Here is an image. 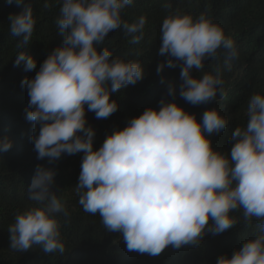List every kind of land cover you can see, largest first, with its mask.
<instances>
[{
  "label": "clouds",
  "instance_id": "clouds-1",
  "mask_svg": "<svg viewBox=\"0 0 264 264\" xmlns=\"http://www.w3.org/2000/svg\"><path fill=\"white\" fill-rule=\"evenodd\" d=\"M15 3L22 10L9 17V32L20 38L18 48H27L36 17L30 3ZM60 3L55 23L64 41L33 78L22 81L30 97L26 119L40 125L38 135L31 138L38 158L53 161L65 153H84L76 186L79 204L90 214L98 213L108 232H120L130 251L156 256L169 246H198L208 231L220 234L255 221L254 235L231 256L221 255L217 264H264V93L250 97L246 122L231 134L230 152L217 149L212 141V135L229 123L220 108H210L198 119L166 97L160 107H148L96 149L86 109L97 118L109 117L119 107L112 94L145 77L140 61L112 58L114 50L103 45L111 31L121 28L130 43H138L147 16L124 19L132 0ZM160 32L158 54H167L168 59L157 72L180 64L183 99L196 105L215 98L223 83L219 69L200 76L192 70L201 73L205 59H216L220 49L225 64H230L239 56L234 40L203 13L171 12ZM21 62L26 71L37 66L25 50L16 55V65ZM175 93L176 84L170 82L167 94ZM12 143L0 138V152ZM55 175V169L37 166L27 189L32 204L8 226L11 249L25 252L40 246L48 254L66 251L58 217H66L68 211L66 201L53 191ZM240 210L242 216L234 215Z\"/></svg>",
  "mask_w": 264,
  "mask_h": 264
},
{
  "label": "trees",
  "instance_id": "trees-1",
  "mask_svg": "<svg viewBox=\"0 0 264 264\" xmlns=\"http://www.w3.org/2000/svg\"><path fill=\"white\" fill-rule=\"evenodd\" d=\"M24 3L32 5L37 23L31 43L27 48H18L20 38L11 36L8 25L9 17L19 13L22 6H17L15 0L11 3L0 0V138L7 137L13 142L9 150L0 152V264H217L221 255L231 256L254 235L255 221L247 227L240 223L220 234L208 231L198 246L179 249L169 246L156 256L130 251L120 232H108L98 213L90 214L79 204L76 186L84 153H65L53 161L38 158L31 138L38 135L40 125L26 119L30 97L22 81L36 75L47 56L62 45L64 35L55 23L60 0H24ZM46 3L49 7H44ZM166 4L170 7H165ZM175 11L209 16L224 28L238 49V58L230 64H225L224 50L220 49L216 59H205L201 73L193 68L194 76L216 69L221 73L220 92L206 103L193 105L179 95L182 65L165 66L157 72L158 65L168 59L167 54H158L162 22ZM142 14L147 16V23L138 43H130L131 37L121 28L111 31L103 45L114 50L112 58L140 61L145 67V77L112 94L119 107L109 117L97 118L95 112L86 109L87 124L95 130L94 148L98 149L108 135L126 127L148 107H160L161 99L166 97L195 113L198 119L208 109L220 108L229 117V123L222 132L212 135V141L217 149L230 152L234 143L231 134L246 122L250 97L256 92L264 93V0H132L124 10V19L131 21ZM21 50L37 60L35 69L26 71L23 62L16 65V55ZM170 82L176 84V93L171 96L167 94ZM37 166L55 169L53 191L66 201L68 215L58 217L66 245L63 254L45 253L40 246L25 252L10 248L8 226L18 212L32 204L27 189ZM234 215L242 216V210Z\"/></svg>",
  "mask_w": 264,
  "mask_h": 264
}]
</instances>
